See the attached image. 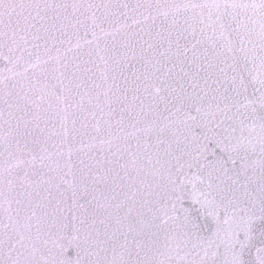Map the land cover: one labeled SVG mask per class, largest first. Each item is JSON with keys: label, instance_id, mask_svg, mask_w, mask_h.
I'll return each mask as SVG.
<instances>
[{"label": "snow or ice", "instance_id": "6c2138e0", "mask_svg": "<svg viewBox=\"0 0 264 264\" xmlns=\"http://www.w3.org/2000/svg\"><path fill=\"white\" fill-rule=\"evenodd\" d=\"M0 264H264V0H0Z\"/></svg>", "mask_w": 264, "mask_h": 264}]
</instances>
